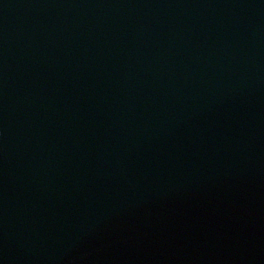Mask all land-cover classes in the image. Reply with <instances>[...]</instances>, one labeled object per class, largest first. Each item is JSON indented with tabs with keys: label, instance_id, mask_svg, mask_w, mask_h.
Listing matches in <instances>:
<instances>
[{
	"label": "water",
	"instance_id": "obj_1",
	"mask_svg": "<svg viewBox=\"0 0 264 264\" xmlns=\"http://www.w3.org/2000/svg\"><path fill=\"white\" fill-rule=\"evenodd\" d=\"M0 264H264V0H0Z\"/></svg>",
	"mask_w": 264,
	"mask_h": 264
}]
</instances>
